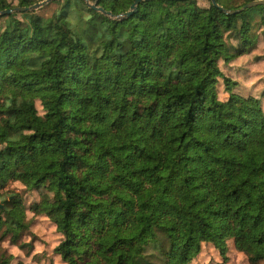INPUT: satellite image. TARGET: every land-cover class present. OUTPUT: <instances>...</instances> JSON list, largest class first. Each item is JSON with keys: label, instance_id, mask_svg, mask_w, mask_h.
<instances>
[{"label": "trees", "instance_id": "16d2710c", "mask_svg": "<svg viewBox=\"0 0 264 264\" xmlns=\"http://www.w3.org/2000/svg\"><path fill=\"white\" fill-rule=\"evenodd\" d=\"M134 1L0 15V186L40 193L29 209L56 227L63 264H191L229 241L264 264V87L237 92L220 66L259 38L264 3L144 0L118 18ZM1 200L13 264L3 243L32 248V219Z\"/></svg>", "mask_w": 264, "mask_h": 264}, {"label": "rangeland", "instance_id": "374dc122", "mask_svg": "<svg viewBox=\"0 0 264 264\" xmlns=\"http://www.w3.org/2000/svg\"><path fill=\"white\" fill-rule=\"evenodd\" d=\"M203 3L204 1L199 2L201 5ZM55 8V5L47 6L38 10V12L43 15H49ZM72 21H74L73 19H71V23L75 25ZM78 32L81 34V31ZM258 32L260 33L259 38L252 46L246 48V51L234 56L230 61L220 62L223 72L238 81V86H236L235 90L240 93L259 95L260 90L264 87V27H260ZM86 37L83 36L84 39ZM88 40L91 43V39L87 37ZM230 41L236 43L233 38H230ZM218 89L221 98L227 97L222 82L219 83ZM37 108L42 112L39 102L37 103ZM40 196L39 192H26L19 182H7L4 186H0V205L5 203L1 199L12 200L16 198L18 204L20 202L27 208V216L32 219L30 229L24 237L26 242L32 241V248L20 249L16 245L10 244L8 240L3 243V246L16 257L13 264H18L19 262L63 264L62 260L53 252L54 246L59 239L56 227L46 217L41 215L34 216V213L29 209V206L38 200ZM28 251H30L29 254H27ZM191 264H248V262L245 256L242 253H238L233 248L232 242L229 241L226 254H221L212 245L203 244L200 254Z\"/></svg>", "mask_w": 264, "mask_h": 264}, {"label": "water", "instance_id": "95a60500", "mask_svg": "<svg viewBox=\"0 0 264 264\" xmlns=\"http://www.w3.org/2000/svg\"><path fill=\"white\" fill-rule=\"evenodd\" d=\"M49 0H42V1H39L31 6H26V7H16L14 9H5V10H1L0 11V15H5V14H11L13 12H18V11H28V10H35V9H38L40 8L42 5H44L46 2H48ZM142 1L144 0H135L134 3H132L131 7H130V10L123 13V14H119L117 17L118 18H123V17H127L129 15H131L134 11L137 10V5L139 3H141ZM213 3L215 5H217L216 3V0H212ZM264 3V0H256V1H252L250 3H248L247 6H253V5H258V4H263ZM93 8H96L100 11H102L103 13L105 14H108V15H111V12L109 11H105L102 7H98L96 4H90Z\"/></svg>", "mask_w": 264, "mask_h": 264}]
</instances>
